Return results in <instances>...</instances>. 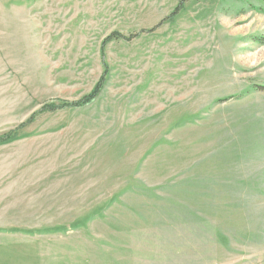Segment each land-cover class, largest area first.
Segmentation results:
<instances>
[{
	"label": "rangeland",
	"instance_id": "1",
	"mask_svg": "<svg viewBox=\"0 0 264 264\" xmlns=\"http://www.w3.org/2000/svg\"><path fill=\"white\" fill-rule=\"evenodd\" d=\"M14 130L0 264H264V0H0Z\"/></svg>",
	"mask_w": 264,
	"mask_h": 264
},
{
	"label": "trees",
	"instance_id": "2",
	"mask_svg": "<svg viewBox=\"0 0 264 264\" xmlns=\"http://www.w3.org/2000/svg\"><path fill=\"white\" fill-rule=\"evenodd\" d=\"M233 1H244V0H233ZM122 36H110L106 41H105V45L108 44L109 42L113 41L114 39H121ZM106 85L105 83V77H103L99 83L96 85L95 89L87 96H85L82 100L76 102V103H67V102H60L59 104H57V102H51V103H47L44 104L42 110L38 111V115L39 113H45V112H58L61 110H66V109H73V108H84L86 106H88L90 103H92L93 101H95L99 96L101 90H103L104 86ZM37 117V114H35L34 116H32L27 124L30 125L32 124L33 121H35ZM26 124V125H27ZM25 125V126H26ZM18 130H14L11 131L3 136H0V147L4 146V145H8L11 144L13 142H16L17 140H19L20 137L23 136H18ZM21 139V138H20Z\"/></svg>",
	"mask_w": 264,
	"mask_h": 264
}]
</instances>
